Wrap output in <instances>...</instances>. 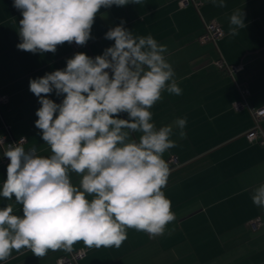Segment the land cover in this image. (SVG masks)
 <instances>
[{
    "label": "crops",
    "instance_id": "1",
    "mask_svg": "<svg viewBox=\"0 0 264 264\" xmlns=\"http://www.w3.org/2000/svg\"><path fill=\"white\" fill-rule=\"evenodd\" d=\"M225 4L221 8L203 0L198 6L179 7L176 0H142L140 5L101 8L108 13V30L123 24L134 35H151L167 46L165 58L182 94L164 91L150 111L157 129L173 126L170 139L175 147L163 154L170 168L163 191L175 219L155 238L128 229L119 248H87L77 242L73 250L84 249L85 254L73 264H264V208L252 201L254 191L264 184V144L246 138L255 125L251 110L264 106V0ZM237 9L243 11L246 27L230 36L229 18ZM99 13L91 30L104 26ZM22 19L14 0H0V94L6 97L0 103V132L6 125L15 137L26 138V147L36 146L39 155L48 156L50 150L35 127L41 105L29 90L30 79L66 68L76 53L102 55L114 41L104 42L91 33L84 46L73 48V42H65L55 53H31L17 48ZM211 21L224 33L201 43L198 35ZM228 66L239 69L231 73ZM240 88L247 90L246 107L237 110L232 106L240 99ZM48 98L59 104L64 97L53 92ZM184 117L181 136L174 122ZM258 124L264 134V119ZM3 150L0 146V186L9 164L3 161ZM70 179L79 184L82 177L71 173ZM14 199L0 197V208L12 204L14 214L22 215ZM255 217L262 219L258 229L249 225ZM66 253L49 251L41 258L25 248L0 264H56Z\"/></svg>",
    "mask_w": 264,
    "mask_h": 264
},
{
    "label": "clouds",
    "instance_id": "2",
    "mask_svg": "<svg viewBox=\"0 0 264 264\" xmlns=\"http://www.w3.org/2000/svg\"><path fill=\"white\" fill-rule=\"evenodd\" d=\"M141 2L14 0L23 17L17 48L55 53L65 42L84 46L102 7ZM212 3L226 7L225 0ZM245 27L243 11L235 10L228 34L237 36ZM105 38L114 44L102 55L76 53L66 68L30 79L29 90L41 105L35 127L51 154L25 148V138L4 146L10 163L0 197H14L22 215L14 214L12 204L0 208V261L25 248L41 258L49 251L71 252L77 242L119 248L128 229L155 238L175 219L163 191L170 175L163 154L175 147L173 126L157 129L150 111L164 91L182 94L165 58L167 46L151 35L136 36L123 24ZM53 92L63 95L61 103L48 98ZM174 123L183 136L187 118ZM71 173L82 177L79 184H73ZM252 201L264 208V184Z\"/></svg>",
    "mask_w": 264,
    "mask_h": 264
},
{
    "label": "built area",
    "instance_id": "3",
    "mask_svg": "<svg viewBox=\"0 0 264 264\" xmlns=\"http://www.w3.org/2000/svg\"><path fill=\"white\" fill-rule=\"evenodd\" d=\"M177 4L179 7H185L187 5H194V6H198L201 4V2L203 0H176ZM224 33L223 29L221 28V26L214 22L211 21L209 23L205 24V27L202 31V33L200 35H198V40L201 43L204 42H208V41H215L216 39L220 38L222 36V34ZM73 46L77 47L78 45L73 42ZM217 64L220 67H224V63L221 61H217ZM227 71L229 72H235V70H238L239 67L237 66H228L227 67ZM240 92V99L236 102L233 103V106L235 109L239 110L242 109L244 107H246V102H245V95L247 93V90L245 89H239ZM6 97L4 95L0 94V103L5 101ZM251 114L253 115L252 118H254L255 121V125L252 129H250L249 132L246 133V138L250 141H258L261 144H264V134L261 133L260 127H259V120L260 119H264V106L258 108V109H253L251 110ZM3 130L0 132V137L3 138V147L7 146L8 144H15L18 143L21 138H25L23 136L20 137H15L9 130V128H7L6 125H4V128H2ZM26 139V138H25ZM25 148L26 145H24ZM3 161L7 164L10 163V161L3 156ZM170 161L172 163H176V159L172 158L170 159ZM262 224V219L260 217H255L253 218L250 222L249 225L252 229H258ZM85 254L84 249H77V250H72L71 252H67L64 255H60L59 258H56V264H73L76 263L78 261V259L80 257H83V255Z\"/></svg>",
    "mask_w": 264,
    "mask_h": 264
},
{
    "label": "rangeland",
    "instance_id": "4",
    "mask_svg": "<svg viewBox=\"0 0 264 264\" xmlns=\"http://www.w3.org/2000/svg\"><path fill=\"white\" fill-rule=\"evenodd\" d=\"M100 11L102 12V13H99L98 15L99 16H101L100 18L102 19V21H103V23H104V26L103 27H99V28H95V29H93V30H91V33L93 34V35H95V36H101V40L102 41H104V42H106L107 41V39L105 38V34H106V32L108 31V28L106 27V18H107V15H108V13H107V10H105V9H100ZM72 44V43H71ZM72 47L73 48H75V46H73V44H72ZM86 49H87V53H89V55H91V50H90V48L89 47H86ZM92 57V56H91ZM125 114L124 113H121L120 114V118H123V119H126L125 118V116H124ZM135 136H136V138L138 139V137H137V135L135 134Z\"/></svg>",
    "mask_w": 264,
    "mask_h": 264
}]
</instances>
